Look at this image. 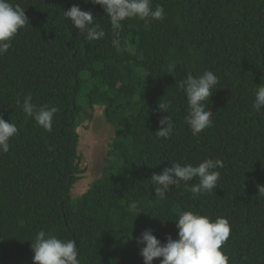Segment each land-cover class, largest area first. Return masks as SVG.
Here are the masks:
<instances>
[{
  "label": "trees",
  "instance_id": "trees-1",
  "mask_svg": "<svg viewBox=\"0 0 264 264\" xmlns=\"http://www.w3.org/2000/svg\"><path fill=\"white\" fill-rule=\"evenodd\" d=\"M10 2L29 21L0 56V115L18 128L0 153V264H34L30 240L40 230L75 240L81 264H144L137 238L150 229L162 243L177 239L174 220L185 210L228 219L229 264H264V110L252 107L264 80V0H152L165 18L124 21L120 48L90 0ZM73 5L93 13L105 38L89 41L71 25L63 13ZM204 71L220 83L207 101L212 126L193 135L180 82ZM29 94L57 107L51 131L17 105ZM97 105L115 135L100 178L74 197L87 171L78 129ZM169 114L173 133L159 137ZM207 158L223 161L216 190L194 197L181 182L155 196L153 173Z\"/></svg>",
  "mask_w": 264,
  "mask_h": 264
},
{
  "label": "clouds",
  "instance_id": "clouds-1",
  "mask_svg": "<svg viewBox=\"0 0 264 264\" xmlns=\"http://www.w3.org/2000/svg\"><path fill=\"white\" fill-rule=\"evenodd\" d=\"M89 2V0H86ZM92 4L103 7L111 24L112 46L121 47L122 24L126 20L138 18L143 21L163 20L165 11L163 5L153 8L152 0H90ZM64 17L71 25L85 35V39L96 41L105 38L106 32L91 11L81 10L73 5L64 10ZM28 18L25 10L10 0H0V56L8 52L12 40L23 28ZM220 83L219 77L212 71H204L194 76L188 73L187 78L180 82L187 100V115L185 122L193 135L212 126L213 111L208 108L207 101L212 96V90ZM31 94L23 102L17 100V105L28 116L47 131L52 130L54 114L57 107L37 106L32 102ZM169 103L158 104L159 112H168ZM253 109L257 113L264 110V80L254 91ZM174 123L170 114L160 120V128L156 132L159 137L168 138L172 135ZM16 124L8 122L0 115V153L10 150V140L17 134ZM223 167L220 159L207 158L198 165L191 163L181 164L171 161V167H166L160 174L153 173L151 182L155 189V196L163 199L172 186H179L184 182L187 190L195 197L201 193H210L218 187L220 172ZM198 178V183L189 184V181ZM258 196H264V185H258ZM163 221V220H162ZM178 229V238L168 236L167 242L162 243L150 229L145 230L137 243L142 245L140 255L144 264H153L154 259L162 258L160 264H229V257L222 250L228 240L231 226L227 218L211 217L193 210L182 211L174 220ZM31 241L34 253V264H81L78 259V247L75 240L59 239L56 235L48 234L44 230L36 233Z\"/></svg>",
  "mask_w": 264,
  "mask_h": 264
},
{
  "label": "rangeland",
  "instance_id": "rangeland-1",
  "mask_svg": "<svg viewBox=\"0 0 264 264\" xmlns=\"http://www.w3.org/2000/svg\"><path fill=\"white\" fill-rule=\"evenodd\" d=\"M88 110L93 113V118L83 121L78 129L79 151L82 155L81 167H87V171L74 185V197L84 193L92 182L100 178L108 145L115 135L114 128L104 119L103 107L97 105Z\"/></svg>",
  "mask_w": 264,
  "mask_h": 264
}]
</instances>
